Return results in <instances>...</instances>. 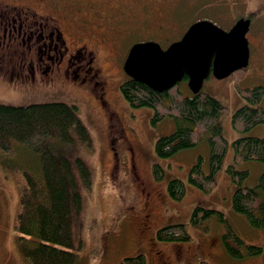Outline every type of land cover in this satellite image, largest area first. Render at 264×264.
I'll list each match as a JSON object with an SVG mask.
<instances>
[{
	"label": "rangeland",
	"instance_id": "1",
	"mask_svg": "<svg viewBox=\"0 0 264 264\" xmlns=\"http://www.w3.org/2000/svg\"><path fill=\"white\" fill-rule=\"evenodd\" d=\"M98 1L0 0V18L12 16L15 8L50 15L65 39L67 52L52 65L53 71L47 76L36 71L32 76L26 65L28 58L21 66L23 59L17 53L26 46L20 49L8 37L3 41L0 28V103H73L90 131L91 147L67 148L57 139L48 141L54 153L80 157L93 174L90 189L80 190L81 208L73 214L75 264H125L124 258L137 255L144 257V264H264V228L250 227L243 214L232 210L236 185L226 173V166L233 162L232 141L247 135L264 138L263 124L243 134L231 124L235 110L247 104L236 86L264 87V0H100L99 5ZM110 9H114L113 17ZM142 13L149 18L144 24ZM242 17L251 21L246 34L250 59L244 76L237 81L236 76L218 80L211 75L202 85L204 92L227 109L219 124L229 146L215 178L216 186L205 194L188 183L187 174L198 156L204 159L205 169L209 150L206 136L195 147L171 158L157 157L154 144L176 129L174 118L153 124L152 108L128 106L120 93V84L127 78L123 62L131 45L144 38L157 41L165 49L198 20L229 30ZM72 53L80 57L70 64ZM76 68L77 79L71 72ZM181 83L183 92L189 94L187 82ZM261 101L264 109V96ZM16 151L0 153V264H27L15 243L19 199L10 173L32 168L34 159L30 153L24 156ZM155 164L164 171L161 181L154 178ZM237 167L248 171L243 181L248 188L256 186L264 172L263 162L248 161ZM173 178L185 184L179 200H172L166 190ZM145 191L150 194L148 201ZM196 206L222 212L225 223L246 244L262 248V253L241 259L227 255L221 242L225 223L212 216L201 226H193L190 218ZM146 213L151 215L147 223ZM174 224H186L190 240L174 243L156 238L158 229ZM151 238L153 241H149Z\"/></svg>",
	"mask_w": 264,
	"mask_h": 264
},
{
	"label": "trees",
	"instance_id": "2",
	"mask_svg": "<svg viewBox=\"0 0 264 264\" xmlns=\"http://www.w3.org/2000/svg\"><path fill=\"white\" fill-rule=\"evenodd\" d=\"M244 70L234 72L239 81ZM186 82V77L182 79ZM236 81V82H237ZM181 81L168 90L156 92L145 84L127 78L120 84V93L129 107L153 109L152 123L173 117L176 129L169 135L160 136L155 142V154L159 158H171L185 149L195 147L206 136L208 154L189 168L187 181L203 193H210L216 186V175L222 170L228 142L222 135L219 118L226 107L215 97L201 90L189 94L181 89ZM236 91L247 104L236 109L231 124L235 131H247L264 125V109L261 100L264 87L239 88ZM50 139H57L63 146L91 147L90 131L81 120L79 109L73 103L49 102L13 106L0 103V153L20 151L24 156L32 155L33 167L18 168L10 177L18 189V212L15 216V243L18 252L27 264H75L73 250V214L80 210L81 189H90L92 172L78 156L54 153ZM233 162L226 166V173L236 188L231 196L232 210L245 216L250 227L264 228V172L258 184L244 187L248 171L237 166L243 162L264 163V138L241 136L231 142ZM153 175L161 181L164 171L154 165ZM7 173V172H6ZM8 178V177H6ZM185 184L173 178L169 180L167 192L173 200L184 195ZM225 223L220 211L196 206L190 224L201 226L209 217ZM221 242L227 255L233 258L260 255L262 248L246 244L227 223ZM161 242H186L190 240L187 225L174 224L156 231ZM125 264H144L142 255L124 259ZM200 264H207L202 261Z\"/></svg>",
	"mask_w": 264,
	"mask_h": 264
},
{
	"label": "water",
	"instance_id": "3",
	"mask_svg": "<svg viewBox=\"0 0 264 264\" xmlns=\"http://www.w3.org/2000/svg\"><path fill=\"white\" fill-rule=\"evenodd\" d=\"M250 22L242 17L223 30L198 20L165 49L156 41L135 43L123 62V72L156 92L168 90L186 77L188 89L197 93L209 76L223 80L248 66Z\"/></svg>",
	"mask_w": 264,
	"mask_h": 264
},
{
	"label": "flooded vegetation",
	"instance_id": "4",
	"mask_svg": "<svg viewBox=\"0 0 264 264\" xmlns=\"http://www.w3.org/2000/svg\"><path fill=\"white\" fill-rule=\"evenodd\" d=\"M158 1L159 0H153V2H157V3ZM100 3L101 1L99 0L98 5ZM109 11H111L110 14L113 17L114 9H110ZM142 14H143L142 23L144 24L149 21V18L144 13ZM0 28H1V37L3 38V41L5 37H8V41L10 43H13V45L14 42L17 43L16 45L18 47L20 46V49L21 47H23V45L26 46V48L21 50V52L19 51L17 53L20 55L19 58L23 59L21 66H24L25 63L24 60L28 58V62L26 63V65L32 76L35 75L36 71H39L45 74V76H47L48 73L53 71L52 65L58 64V62L64 56L63 55L64 52H67V47L65 44L63 33H61L58 24L54 22L53 17L50 15L41 16L38 15L37 12L35 11L34 13H29L22 8L19 9L15 8L14 14H12V16L6 18L4 17V15H1ZM144 39H145L144 41H137L134 42V44L144 43L145 41L155 42V40H150L148 38H144ZM174 42L176 41L173 40L169 44ZM134 44H132L131 47ZM248 44H249V38H248ZM9 54L11 53L9 52ZM77 54H79V52H77ZM74 56L76 55L75 54H73V56L69 55L70 64H73L75 62L72 60L80 57V56L79 57L78 56L74 57ZM89 64L91 63L88 62L87 65ZM71 72L75 74L74 76H78V68H76ZM77 78H79V76L76 77V79ZM149 196L150 194L145 191V197H148L146 199L147 201L150 199ZM164 211L165 210L161 211L160 213L161 216H163ZM150 218L151 215L146 213L144 217L145 223L149 222ZM149 241H153V238L149 239ZM137 256H134L132 258H135ZM159 257L160 256H157V258ZM124 259H129V258H124Z\"/></svg>",
	"mask_w": 264,
	"mask_h": 264
}]
</instances>
